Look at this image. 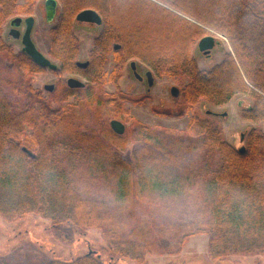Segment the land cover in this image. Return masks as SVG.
<instances>
[{
  "label": "trees",
  "instance_id": "16d2710c",
  "mask_svg": "<svg viewBox=\"0 0 264 264\" xmlns=\"http://www.w3.org/2000/svg\"><path fill=\"white\" fill-rule=\"evenodd\" d=\"M19 1L0 0V29L11 16L30 10L35 0ZM58 1L61 10L50 31L51 54L59 61V73L81 71L90 83L75 90L57 89L58 104L45 102L27 83V64L14 57L20 70L13 75L0 56V215L13 222L37 214L51 221L55 231L85 235L78 228L101 220L87 212L78 176L114 166L115 203L120 209L128 208L142 192L176 196L200 182L211 205L212 223L195 234L208 236L210 256L219 260L264 254V133L248 132L246 152L241 153L214 125L215 115L195 110L200 101L225 105L245 94L252 100L245 118L264 121V0ZM84 9L99 12L103 27L91 50L90 66L79 70L80 43L73 24ZM208 30L226 37L233 51L207 70L197 63L195 45ZM7 48L0 34V52ZM111 52L115 65L108 73L104 65ZM136 58L157 76L184 82L176 115L193 114L188 131L176 133L137 121L123 134L113 130V120L127 121L124 103L139 104L147 96H111L102 86L117 83L118 71ZM72 93L78 95L77 102L59 103ZM130 142L137 147L130 158H123L113 143L127 148ZM100 230L106 241L101 248L110 261L141 264L152 252L136 244L126 246L111 225ZM47 264L109 263L92 249L70 261Z\"/></svg>",
  "mask_w": 264,
  "mask_h": 264
},
{
  "label": "rangeland",
  "instance_id": "374dc122",
  "mask_svg": "<svg viewBox=\"0 0 264 264\" xmlns=\"http://www.w3.org/2000/svg\"><path fill=\"white\" fill-rule=\"evenodd\" d=\"M43 1L35 0L33 9L23 12V14H33L36 17L37 23L33 31V38L46 56L51 58L55 64L60 65L59 61L51 54L50 31L53 25H49L45 21ZM19 2L27 4L29 0H20ZM137 5L138 3L134 1V6ZM60 10L59 3V13ZM179 15L184 17L181 13ZM15 16L8 18L0 29V34L5 40L9 21ZM102 27V25L74 21L73 31L80 41V52L76 60L85 61L88 58L95 39L102 32ZM214 33L213 30H208L207 35L216 36L220 45L212 51L210 59H206L199 52L197 46L199 40L196 42L195 57L201 69H210L220 63L226 54L233 51L226 37ZM8 44L12 45L14 53L21 49V45L15 41H9ZM9 50L7 48V51L0 52V56H3V64L0 62V66H5L10 72L12 71L13 75H17L16 73L20 69L19 67L17 69V62H14L12 51ZM131 62H136L137 71L144 77V81H139L135 77L130 67ZM114 65L115 55L111 52L108 55L107 63H105L104 71L111 73ZM148 71H152L154 74L155 83L152 87L149 86L145 75ZM25 74L28 85L37 95L41 96L45 102L58 104L56 103L59 101L57 100L58 96L54 92L67 86V78L76 73L61 72L56 74L48 70L41 74H35L32 71ZM117 77V83L112 82L102 86L105 93L111 96L122 93L131 98L147 96V99L139 104L131 101L124 103L126 113L123 118L127 121L122 120L121 122L125 125V131L132 127L135 121L151 127L171 129L176 133L183 134L188 131L193 114L176 115L179 101L171 93L173 87H177L181 92L184 82L179 83L169 77L157 76L148 64L137 58L126 61L118 71ZM80 79L85 82V79ZM47 84L56 85V90L53 92L46 90L45 85ZM60 101L59 103L66 106L77 102V99L72 94H68L65 99ZM251 103L252 100L249 96L238 94L225 105L214 106L206 101H200L195 110L200 114L208 110L218 113L219 115L213 118L214 125L218 127L229 143L240 149L247 145L246 135L248 132L257 130L264 133V121L255 122L244 116L245 108L249 107ZM154 109L172 112V114H161ZM224 112H227L226 117L221 115ZM242 135H244L243 138ZM113 144L115 150L123 158H130L131 150L137 147L135 142H130L127 148ZM98 169L100 168L80 173L77 185L85 200L87 212L100 218L101 222L92 223L91 226L86 224L87 227L81 226L78 230L85 235H80V233L75 234L74 230L55 231L51 221L41 215H28L22 220L13 222L0 215V261H5L8 264H47L56 259L70 261L78 256L91 253L92 249H95L109 264H113V262L116 264H137L131 261H124V263L117 262V260L110 261L108 254L101 248L102 245H106V241L103 239L100 229L105 225H111L115 227V231H118L126 246L136 244L137 247L146 251H152L147 253L145 259L147 264H264V254L230 255L219 260L210 256L208 236L195 234L198 228H207L212 223L211 205L205 201L206 192L200 182L187 186L185 192H180L176 196H163L159 192H142L136 196V200L128 208L120 209L115 203L116 171L114 166H108L106 171ZM186 235H189L188 239L182 242Z\"/></svg>",
  "mask_w": 264,
  "mask_h": 264
},
{
  "label": "water",
  "instance_id": "95a60500",
  "mask_svg": "<svg viewBox=\"0 0 264 264\" xmlns=\"http://www.w3.org/2000/svg\"><path fill=\"white\" fill-rule=\"evenodd\" d=\"M59 6V2L58 0H46V10H47V18L50 21L55 13H56V9ZM19 20H21L20 18H16L13 20L12 22V26L15 27L17 25L16 22H18ZM76 21L80 22V23H91V24H96L98 26H101L103 24V18L100 15L99 12H97L94 9H84L81 12H79L76 16ZM28 22V30L26 32V34L24 35L23 38V51L28 53L32 59L39 64L40 66L44 67V68H49L53 71H56L58 69V66L54 63H52V61L47 58L46 56H44L40 51H38V49L36 48V46L34 45V43L31 40V32H32V22H34V18L33 17H29L27 19ZM216 45H219L218 42H216V38L212 35H208V36H204L203 38H201V40L198 43V49L200 52L204 53L205 55H210L211 51L216 47ZM120 45H116L115 49H119ZM81 63H79L80 65ZM81 65H86V64H81ZM132 66L133 69L135 67V62H132ZM146 76L148 78V82H149V86H153L154 85V74L152 71H148L146 73ZM136 77L140 78V76L136 73ZM68 85L72 88H76V87H84L85 83L78 80V79H74V78H70L68 80ZM53 87L52 85H48L46 87V89L53 91ZM171 93L174 97H178L180 94V90L177 87H173L171 90ZM208 114H212L215 116H218L219 114L213 111L208 110L207 111ZM223 117L227 116V112H224L223 114H221ZM111 126L113 128V130L118 133V134H123L125 131V125L118 121V120H113L111 122ZM244 135H242L243 138ZM239 151L241 153H245L246 152V148L242 147L239 149Z\"/></svg>",
  "mask_w": 264,
  "mask_h": 264
},
{
  "label": "flooded vegetation",
  "instance_id": "af4514ba",
  "mask_svg": "<svg viewBox=\"0 0 264 264\" xmlns=\"http://www.w3.org/2000/svg\"><path fill=\"white\" fill-rule=\"evenodd\" d=\"M43 5H44V8H45V21H46V23L47 24H49V25H55L56 23H57V21H58V19H59V11H58V9H59V6L57 7V9H56V13H55V15H54V17L49 21L48 20V18H47V10H46V0H44L43 1ZM31 9H33V7L31 8ZM29 17H33L34 18V22H32V32H31V40H32V42L34 43V45L36 46V48L38 49V51H40L44 56H46V54L38 47V45H37V43H36V41H35V39L33 38V31H34V28H35V26H36V23H37V19H36V17H34L33 16V14H23V13H20V14H18V15H16L15 17H13V18H11L10 19V21H9V29H8V32H7V34H6V40L3 38V36L1 35V37L3 38V41H4V44L10 49L9 51L11 52L12 51V56L13 57H15V58H20L24 63H26L27 65H26V67L24 68L26 71H32L33 73H38V74H41V73H44V72H46V71H48V70H50V71H53V70H51V69H49V68H44V67H42V66H40L39 64H37L33 59H32V57L28 54V53H26V52H24L23 51V48H24V45H23V38H24V35L26 34V32H27V30H28V22H27V19L29 18ZM16 18H20L21 20H19L18 22H16L17 23V25L15 26V27H13L12 26V22H13V20L14 19H16ZM4 24V23H3ZM3 24L1 25V27L3 26ZM88 24H91V23H88ZM93 25V24H92ZM53 26H51V29H52V27ZM76 36V35H75ZM206 36H208V35H206ZM214 36V35H213ZM77 37V36H76ZM51 35H50V45H51ZM201 40V39H200ZM199 40V41H200ZM11 42V41H15V42H17V43H19L20 45H21V49H20V51L19 52H17V53H14L13 52V48H12V45L11 44H8V42ZM216 42H218L219 43V41L218 40H216ZM79 43H80V41H79ZM220 45V44H219ZM219 45H216V47L217 46H219ZM198 46V45H197ZM215 47V48H216ZM214 48V49H215ZM120 49V48H119ZM213 49V50H214ZM92 50V49H91ZM116 50H118V49H116ZM199 50V49H198ZM212 50V51H213ZM212 51H211V53H210V55H205L204 53H202V52H200L206 59H210L211 58V56H212ZM47 58H49L48 56H46ZM107 58H108V56H107ZM107 58H106V60H105V63H107ZM51 61H52V59L51 58H49ZM52 63H54L55 64V62H53L52 61ZM79 63H81V64H86L85 66L84 65H79ZM90 63H91V51L89 52V56H88V58L85 60V61H80V60H77L76 61V64H77V67H78V69L79 70H86L89 66H90ZM57 66H58V69L56 70V71H53V72H55L56 74L57 73H59V68H60V65H58V64H56ZM105 66V65H104ZM130 67H131V69L133 70V73L135 74V77H136V73L140 76V78H137L139 81H144V77L142 76V75H140L139 73H138V71H137V65H136V62H135V67H134V69H133V66H132V62L130 63ZM76 74H72V77L71 76H69L68 78H67V86L70 88V89H72V90H75V89H78V88H85L86 87V85L87 84H89L90 83V80L83 74V73H81V71H78V72H75ZM147 73V72H146ZM146 75V74H145ZM76 77V78H75ZM62 78V77H61ZM70 78H74V79H80V78H83V79H85V86L84 87H76V88H72V87H70L69 85H68V80L70 79ZM146 78H147V76H146ZM78 79V80H79ZM80 81H81V79H80ZM147 81H148V78H147ZM83 82V81H82ZM154 83H155V80H154ZM148 84H149V82H148ZM49 84H47V85H45V89H46V87L48 86ZM52 86H54L53 87V91H55L56 90V85H52ZM46 90H48V89H46ZM172 90V89H171ZM48 91H50V90H48ZM52 91V92H53ZM180 95V94H179ZM72 96L74 97V98H76L77 100H78V95H76L75 93H72ZM179 97V96H178ZM177 97V98H178Z\"/></svg>",
  "mask_w": 264,
  "mask_h": 264
}]
</instances>
